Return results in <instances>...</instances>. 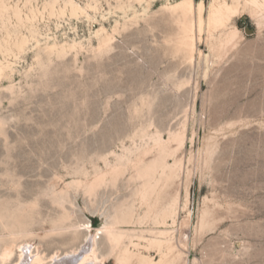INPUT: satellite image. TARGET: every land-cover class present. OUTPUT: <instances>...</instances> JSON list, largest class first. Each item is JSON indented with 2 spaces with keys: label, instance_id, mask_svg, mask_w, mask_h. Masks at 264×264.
Segmentation results:
<instances>
[{
  "label": "rangeland",
  "instance_id": "1",
  "mask_svg": "<svg viewBox=\"0 0 264 264\" xmlns=\"http://www.w3.org/2000/svg\"><path fill=\"white\" fill-rule=\"evenodd\" d=\"M25 1L10 0L20 7ZM44 1L27 5L43 10ZM75 1L85 6L94 0ZM178 1L151 0L148 6L145 0H97L90 17L49 19L45 11L50 30L41 19L44 33L59 41L75 38L85 48L64 57L43 53L39 61L32 41L17 59L8 56L18 63L12 78H0V217L9 220L0 219V249L8 227L17 225L15 216L35 199L39 213L23 220L35 232L28 239L48 254L69 249L88 229L80 227L75 242L69 231L43 237L62 211L56 195L66 190L73 220L89 222L95 232L115 206L134 200L142 183L130 164L114 185L108 180L89 198L83 187L105 168L103 157L123 146L156 147L159 135L168 140L182 133L183 145L164 158L171 165L178 161L169 190L180 197L177 237L181 221L190 220L186 264H264V11L233 17L230 27L240 34L227 51L211 50L205 30L197 41L203 55L196 51L191 63L177 48L182 27L171 6ZM213 1L204 0L206 17ZM125 2L133 6L128 13L118 7ZM16 20L0 16V38L19 25ZM102 25L110 32L118 28L109 52L97 49L95 32ZM156 153L157 147L146 163ZM97 240L101 251L109 248L105 234ZM150 254L159 259L155 249ZM17 258L15 252L8 264Z\"/></svg>",
  "mask_w": 264,
  "mask_h": 264
},
{
  "label": "bare ground",
  "instance_id": "2",
  "mask_svg": "<svg viewBox=\"0 0 264 264\" xmlns=\"http://www.w3.org/2000/svg\"><path fill=\"white\" fill-rule=\"evenodd\" d=\"M28 1L26 0L22 5L23 7H20L18 3L12 4L10 0H0V16L6 20V18L11 19L14 15L19 23L14 29H6L5 34L7 35L0 38V54L4 55L3 58H0V78H12L17 71L18 61L10 60L8 56L13 55L17 59L19 56L17 54L28 50L27 45L32 41L33 48L36 49L35 57L39 61L42 60L43 53L48 56L64 57L71 51L78 53L85 48L84 43L75 38L71 42L68 40L59 41L57 35L44 33L39 25L41 19L50 30L45 11H48V18L51 19L53 16L60 18L67 13H70L71 16L86 15L90 17L89 10L98 9L97 0L92 3L87 2L85 6L75 0H45L43 10L28 7ZM145 1L148 6H151V0ZM127 3H120L118 6L124 13H128L129 9L133 7ZM171 8L177 13L182 27L180 36L176 35L178 47L176 44L174 46L183 52L186 61L189 60L192 63L196 51L203 55L197 46V41L202 39L205 30L208 31L207 43L211 50L227 51L228 47L235 48L240 30L235 26L230 27L231 20L242 10H248L252 15L258 16L264 11V0H232V2L214 0L209 6L207 17L204 13V0L198 4L195 0H180ZM134 17H138L137 13ZM123 26L124 28L127 27V21ZM23 29L26 30V34H24ZM218 30H221L219 34H217ZM117 31V27L113 29V32H110L106 26H100L95 32L98 39L97 49L109 52L114 45L115 32ZM41 37H44V42H42ZM169 42L171 41L169 40ZM185 80L177 85L179 89L188 83ZM172 141H176L178 146L172 148L170 145ZM182 142V133L171 134L168 140L159 135L155 142L157 153L148 163H146V157L152 154L156 148L149 144L135 148L123 146L121 153L112 151L103 157L105 168L97 170L94 180L83 187L86 189L83 190L84 194L90 196L89 198L96 196L97 187L99 188L109 182L114 185L126 173L130 164L136 168L137 178L142 183L140 188L134 192V200L127 202L128 199H125V203L122 200L120 205L115 206L114 213L109 216L110 218L106 219L95 232L91 231L89 222L82 223L73 220L74 211L65 204L69 195L66 190H61V194H55L57 198L54 202L62 211L56 219L52 217L51 229L47 230L43 237L54 234L62 235L65 231H69L72 235V241L75 242L80 239V227L83 226L88 229L82 240L62 252L60 249H56L48 254L41 251L39 246L32 244L33 242L29 239L35 236V232L29 230L27 223L23 224V220L28 214L33 215L31 212L37 209L38 200L35 199L28 204L26 203L25 208L21 206L24 208L23 211L21 210L19 215L15 216L17 225L12 224L8 227L11 234L9 237L7 236V239H3L4 242L0 249V264H8L15 252L18 253L15 264H107L111 257L114 258V264H186L185 249L190 239V234L186 228L189 226L190 220L188 216L181 221L179 236L177 237L176 231L178 230L175 224L177 223L176 217L180 197L177 191L172 193L169 190L171 184L178 177V168H176L178 161L171 165L164 158L166 155L174 154ZM27 207H29V213ZM2 217L5 218L3 215ZM4 218L2 220L7 217ZM28 218L31 219V217ZM33 218L36 220L35 217ZM169 219L172 220L171 223H169ZM34 220L33 222H35ZM28 221L30 222V220ZM147 223H150L151 226H145ZM160 226L164 227L161 228ZM100 234H105L109 245L106 251H101L98 248L97 238ZM151 249L158 252L159 259L150 254Z\"/></svg>",
  "mask_w": 264,
  "mask_h": 264
}]
</instances>
